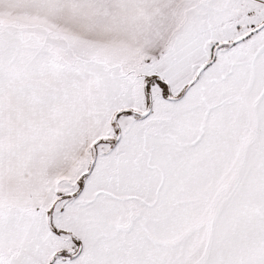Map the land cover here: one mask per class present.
<instances>
[{"label": "snow or ice", "instance_id": "1", "mask_svg": "<svg viewBox=\"0 0 264 264\" xmlns=\"http://www.w3.org/2000/svg\"><path fill=\"white\" fill-rule=\"evenodd\" d=\"M0 264H264V0H0Z\"/></svg>", "mask_w": 264, "mask_h": 264}]
</instances>
